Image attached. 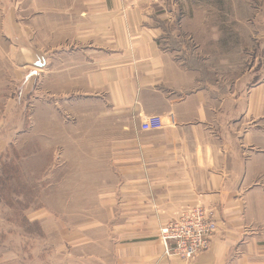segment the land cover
Segmentation results:
<instances>
[{
  "label": "crops",
  "instance_id": "0c3cea01",
  "mask_svg": "<svg viewBox=\"0 0 264 264\" xmlns=\"http://www.w3.org/2000/svg\"><path fill=\"white\" fill-rule=\"evenodd\" d=\"M120 1L84 0L67 14L59 2L55 12L77 21L76 43H94L86 62L55 65L54 78L68 68L71 85L101 90L108 113L129 120L105 128L117 134L105 158L121 172L110 192L119 221L103 223L114 235L54 228L52 243L71 247L60 264H264V75L246 69L225 90L229 77L217 74L242 66L237 38L249 34L239 25L256 24L251 38L264 39V15L254 0ZM153 114L174 123L140 129ZM195 204L215 210L209 248L190 261L166 255L159 228ZM0 264L29 262L10 251Z\"/></svg>",
  "mask_w": 264,
  "mask_h": 264
},
{
  "label": "rangeland",
  "instance_id": "374dc122",
  "mask_svg": "<svg viewBox=\"0 0 264 264\" xmlns=\"http://www.w3.org/2000/svg\"><path fill=\"white\" fill-rule=\"evenodd\" d=\"M59 2L62 14L84 7V0H0V253L12 251L29 264L69 258V245L52 243L54 228L107 237L114 235L112 225L103 223L118 222L120 215V198L110 192L121 172L105 158L111 145L104 143L117 134L105 128L129 120L108 113L101 90L84 93L85 86L71 85L68 68L54 78L55 65L86 62L94 43L75 42L77 21L58 17ZM253 7L264 15V0H254ZM245 25L239 31L249 35L237 38L238 48L246 45L238 56L242 66L217 71L229 77L220 84L225 90L234 89L246 69L264 75V39L251 38L256 24Z\"/></svg>",
  "mask_w": 264,
  "mask_h": 264
},
{
  "label": "built area",
  "instance_id": "2783aa9c",
  "mask_svg": "<svg viewBox=\"0 0 264 264\" xmlns=\"http://www.w3.org/2000/svg\"><path fill=\"white\" fill-rule=\"evenodd\" d=\"M121 1L128 3L132 0ZM143 1L156 2L158 0ZM169 123H174L173 114L170 115L167 122L159 115H147L140 121V129L144 131L157 130ZM216 229L217 219L212 207L203 204L186 207L160 229L164 253L177 256L185 261L193 260L199 253L209 248L211 237Z\"/></svg>",
  "mask_w": 264,
  "mask_h": 264
},
{
  "label": "trees",
  "instance_id": "16d2710c",
  "mask_svg": "<svg viewBox=\"0 0 264 264\" xmlns=\"http://www.w3.org/2000/svg\"><path fill=\"white\" fill-rule=\"evenodd\" d=\"M7 175H8V174H7ZM7 175H6V177H8V176H9V175H8V176H7ZM5 179H6V178H5Z\"/></svg>",
  "mask_w": 264,
  "mask_h": 264
}]
</instances>
